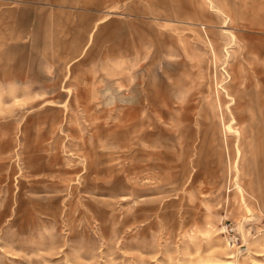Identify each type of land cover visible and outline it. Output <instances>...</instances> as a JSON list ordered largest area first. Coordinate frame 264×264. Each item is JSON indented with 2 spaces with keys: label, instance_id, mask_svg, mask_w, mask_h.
Instances as JSON below:
<instances>
[{
  "label": "rangeland",
  "instance_id": "rangeland-1",
  "mask_svg": "<svg viewBox=\"0 0 264 264\" xmlns=\"http://www.w3.org/2000/svg\"><path fill=\"white\" fill-rule=\"evenodd\" d=\"M232 1L0 0V264H264V0Z\"/></svg>",
  "mask_w": 264,
  "mask_h": 264
},
{
  "label": "crops",
  "instance_id": "crops-1",
  "mask_svg": "<svg viewBox=\"0 0 264 264\" xmlns=\"http://www.w3.org/2000/svg\"><path fill=\"white\" fill-rule=\"evenodd\" d=\"M214 3L215 10H218V14L224 17L225 23L228 24L232 20V16L230 15L232 10L235 9V2L230 0H212ZM255 3L253 0H243L241 3V11L244 15L248 12L246 10L254 7ZM223 27H226L224 24Z\"/></svg>",
  "mask_w": 264,
  "mask_h": 264
},
{
  "label": "built area",
  "instance_id": "built-area-1",
  "mask_svg": "<svg viewBox=\"0 0 264 264\" xmlns=\"http://www.w3.org/2000/svg\"><path fill=\"white\" fill-rule=\"evenodd\" d=\"M223 233L226 236L227 243L229 246H231L233 249H238L240 247H243V236L241 235L240 229L235 227H231L230 224H227L223 227ZM251 234L254 237H259L264 235V222L262 224L255 226V228L251 231Z\"/></svg>",
  "mask_w": 264,
  "mask_h": 264
},
{
  "label": "bare ground",
  "instance_id": "bare-ground-1",
  "mask_svg": "<svg viewBox=\"0 0 264 264\" xmlns=\"http://www.w3.org/2000/svg\"><path fill=\"white\" fill-rule=\"evenodd\" d=\"M206 2L209 4V9H211L213 12H218V10L216 9L215 10V7H214V3H213V1L212 0H206ZM231 122V121H230ZM228 123L227 124V126H226V129H227V131H229V132H234L235 130H234V128H233V122L232 123ZM237 132V134H238V131H236ZM238 153H240L239 152V150H238ZM235 183H236V185H237V188H239V190H240V194L241 195H239V196H241L240 198V200H241V204H243L244 206H245V208H246V210L249 212V213H251V209H250V207L248 206V204H246L245 203V199H244V193H243V190H242V188L240 187V184H239V181H238V177L235 179Z\"/></svg>",
  "mask_w": 264,
  "mask_h": 264
}]
</instances>
